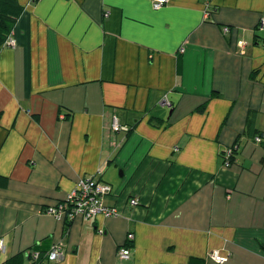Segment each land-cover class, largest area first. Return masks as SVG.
<instances>
[{
    "label": "crops",
    "instance_id": "crops-1",
    "mask_svg": "<svg viewBox=\"0 0 264 264\" xmlns=\"http://www.w3.org/2000/svg\"><path fill=\"white\" fill-rule=\"evenodd\" d=\"M17 1L0 47V264H217L215 249L264 264V0ZM97 172L120 215L46 213Z\"/></svg>",
    "mask_w": 264,
    "mask_h": 264
},
{
    "label": "built area",
    "instance_id": "built-area-1",
    "mask_svg": "<svg viewBox=\"0 0 264 264\" xmlns=\"http://www.w3.org/2000/svg\"><path fill=\"white\" fill-rule=\"evenodd\" d=\"M167 0H152L151 5L154 9L160 8ZM207 9V8H206ZM205 15H209L208 9L205 10ZM260 26L264 25V18L259 21ZM224 32L228 31L227 27L223 28ZM4 46H14V40L9 36L4 44ZM183 49H181L182 51ZM159 104L166 108H172L173 104L166 97H163ZM111 128L113 133H118L120 131H128L127 126L122 125L116 116H113ZM256 142H260L261 138L259 136L255 137ZM232 154V148H228L223 152V163L228 166L230 163V156ZM112 186L110 183L102 180L100 178V172L93 175H86L79 178L74 184L71 191L66 195L62 202L56 205L48 206L46 208V213L53 216L59 220H69L72 221L75 218H81L83 220H90L98 214L105 216H118L120 212L115 206L105 204V199L111 195ZM128 203L130 206H134L138 203L136 197L129 198ZM99 234L103 233L102 228H97ZM133 240L132 232H129L126 236V244L121 246L117 255L119 258H128L131 256L130 243ZM61 245H53L51 249L47 252V259L50 261H57L62 256ZM35 258L37 253L34 254ZM209 257L217 264H224L228 256L221 254L219 250H212L209 253Z\"/></svg>",
    "mask_w": 264,
    "mask_h": 264
},
{
    "label": "trees",
    "instance_id": "trees-1",
    "mask_svg": "<svg viewBox=\"0 0 264 264\" xmlns=\"http://www.w3.org/2000/svg\"><path fill=\"white\" fill-rule=\"evenodd\" d=\"M22 11V6L18 3L17 0H0V47L4 46L5 40L11 36V26L13 21L19 16V14ZM206 103H202L199 105L195 110L203 112L205 109ZM152 119H150L151 121ZM153 125L160 126V122H154ZM129 131V130H128ZM260 137V136H259ZM232 149V153H233ZM232 154L230 156V159H232ZM69 220L65 222L66 227L69 225ZM261 247L264 250V243L260 244ZM37 251V250H35ZM39 255V256H38ZM40 253L38 251L37 258H40ZM189 264H205L204 259L202 258H196V257H190L188 259ZM5 264H9L6 262Z\"/></svg>",
    "mask_w": 264,
    "mask_h": 264
},
{
    "label": "rangeland",
    "instance_id": "rangeland-1",
    "mask_svg": "<svg viewBox=\"0 0 264 264\" xmlns=\"http://www.w3.org/2000/svg\"><path fill=\"white\" fill-rule=\"evenodd\" d=\"M248 138H251V140H252V135H250ZM255 138V137H254ZM263 142V141H262ZM244 144H247V146L248 147H250L251 145H252V143L250 142V141H247V140H245V139H239V147H240V149L242 148V146L244 145ZM224 164V163H223Z\"/></svg>",
    "mask_w": 264,
    "mask_h": 264
}]
</instances>
